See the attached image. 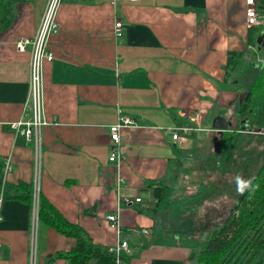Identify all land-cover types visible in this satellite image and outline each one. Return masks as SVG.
<instances>
[{
    "label": "crops",
    "instance_id": "crops-1",
    "mask_svg": "<svg viewBox=\"0 0 264 264\" xmlns=\"http://www.w3.org/2000/svg\"><path fill=\"white\" fill-rule=\"evenodd\" d=\"M12 1L14 20L0 29V159L13 168L3 177L13 197H4L2 207L0 264H30L36 181L39 202L48 200L94 244L128 241L129 264H196L210 224L190 229L181 221L203 207L196 209L195 200L191 208L185 204L186 213L172 207L177 228L167 225L163 205L170 194L157 208L152 185L171 189L179 159L194 160L190 150L200 136L239 124L241 95L251 81L247 75L226 81L229 55L241 53L246 71L253 57L264 60V31L256 29V46L249 44L246 0H64L49 42L54 60L43 67L49 125L41 132L39 175L34 144L13 127L25 120L31 62L29 49L18 51L17 42L37 33L48 0ZM117 20L124 25L119 38ZM121 117L133 124L121 129V163H113L110 127ZM217 119L232 126L214 127ZM181 128L191 130L175 141ZM20 185L28 187L29 200L15 198ZM111 214L118 216L116 227ZM75 245L39 219L36 264H69L57 256Z\"/></svg>",
    "mask_w": 264,
    "mask_h": 264
},
{
    "label": "trees",
    "instance_id": "trees-1",
    "mask_svg": "<svg viewBox=\"0 0 264 264\" xmlns=\"http://www.w3.org/2000/svg\"><path fill=\"white\" fill-rule=\"evenodd\" d=\"M12 2V0H0V29L2 30L11 26L14 20L15 9ZM259 10L264 14V0H259ZM255 33L256 29L249 28L251 46H256L257 43ZM242 63L241 53H230L226 65V81H229V72L237 74ZM250 81L247 98L240 105L238 112L239 126L227 133L235 134L239 131L255 133L264 128V97L260 99L261 95H264V64L256 67V73L250 76ZM255 104H257L256 107L252 108ZM4 166V160L0 159V191L3 185ZM152 186L151 196L156 200L157 208H160L168 196L166 187ZM20 188L18 191L22 193L19 196L15 195V198L22 196L23 199L29 200L28 191H24L29 190L28 187L20 185ZM8 195L13 197L6 187L4 197ZM155 210L156 208L153 212ZM39 219L42 226L53 228L76 241L75 247L70 252L59 253L58 258L68 261L69 264H116V257L110 253L108 247L94 244L80 226L67 221L44 198L40 203ZM207 224L210 225L207 226ZM205 226L211 228V231L214 229L210 221ZM207 227L204 232L207 231ZM121 259L129 264L131 258L128 253H123ZM194 259L196 264H264V165L250 187L238 200L230 216L216 226L212 233L205 236Z\"/></svg>",
    "mask_w": 264,
    "mask_h": 264
},
{
    "label": "rangeland",
    "instance_id": "rangeland-1",
    "mask_svg": "<svg viewBox=\"0 0 264 264\" xmlns=\"http://www.w3.org/2000/svg\"><path fill=\"white\" fill-rule=\"evenodd\" d=\"M262 54L264 55V48ZM254 60L253 57L249 61L251 65L249 71H246L245 68L246 60L239 71L237 70V74L234 75L230 71V81L242 79L243 75H247L248 79L253 76L256 73V67L264 64V60ZM244 93L246 92H243V95H245ZM263 97L264 95H261L260 99L262 100ZM257 104L252 105V108L256 107ZM238 126L239 124L236 127L234 126V129H237ZM196 142L194 148L190 150L194 160L191 161L192 158H186L185 156L180 158L178 167L171 174L169 182H171L172 187L171 189L168 186L166 187L168 196L169 194L170 196L163 205L165 209L163 216L166 219L169 218L167 225L175 227L176 222L174 223L170 219L178 210L175 213L172 207L185 212V204L189 203L191 208L195 204L193 202L195 200L200 202L197 204H201L196 209L203 207V212L197 214L185 212L186 214L182 218L183 221H181L182 225L185 228L193 229L195 225L208 219L207 222L210 221L212 228L215 229L224 219L230 216L236 203L248 189L243 194L237 191L238 178L245 182L248 180L253 182L264 165V128L255 133L248 131H239L235 134H232V132L223 134L220 132L216 134L205 133ZM191 147L192 142L190 141L188 148ZM225 194L228 196L224 197ZM206 200L208 202H205ZM171 203H174L175 206ZM206 215H211V217H205ZM201 239L204 240L205 236Z\"/></svg>",
    "mask_w": 264,
    "mask_h": 264
},
{
    "label": "built area",
    "instance_id": "built-area-1",
    "mask_svg": "<svg viewBox=\"0 0 264 264\" xmlns=\"http://www.w3.org/2000/svg\"><path fill=\"white\" fill-rule=\"evenodd\" d=\"M64 0H48L45 13L41 25L37 33L32 38L21 39L17 42V49L20 52L27 51L31 54L30 62V79H29V97L26 103L27 111L25 112V120L13 125L16 132L24 136L27 142L34 144L36 149V172L40 173L41 153H42V129L49 125L44 116V63L52 62L54 55L50 51L49 42L52 35L58 33L59 24L57 22V13L60 5ZM135 1V0H125ZM246 24L248 28H254L264 31V14L259 10V0H246ZM123 22L117 20L115 23V33L119 38L123 32ZM194 121H198L199 115L194 114L192 117ZM133 122L126 118L121 117L118 124L110 127V143L112 147V154L110 157L111 162L121 163L119 154V147L121 145V129L132 125ZM191 130V129H190ZM187 128L177 129L174 140H181L180 133H187L190 131ZM12 165L9 160H6L3 169L4 179L12 171ZM3 179V180H4ZM3 187L0 191V220L2 218V207L4 202L5 189ZM34 215H33V228H32V249L30 264H36L37 258V242L39 233V198L40 187L39 182L36 181L34 186ZM130 201H127V203ZM136 202H141L137 199ZM108 221L113 227L118 226L117 214H111L107 217ZM2 243L0 242V249ZM110 253L116 257V264H127L121 259L123 253H128L129 242L120 241L115 247L109 248Z\"/></svg>",
    "mask_w": 264,
    "mask_h": 264
},
{
    "label": "water",
    "instance_id": "water-1",
    "mask_svg": "<svg viewBox=\"0 0 264 264\" xmlns=\"http://www.w3.org/2000/svg\"><path fill=\"white\" fill-rule=\"evenodd\" d=\"M261 42V37L258 39V43ZM245 95H241V100L243 101L245 98H247V93H244ZM245 96V98H243ZM229 126H232L231 123H229V125H225V122L221 119H217L215 122H214V127H218L220 129H223V130H227L229 128Z\"/></svg>",
    "mask_w": 264,
    "mask_h": 264
},
{
    "label": "clouds",
    "instance_id": "clouds-1",
    "mask_svg": "<svg viewBox=\"0 0 264 264\" xmlns=\"http://www.w3.org/2000/svg\"><path fill=\"white\" fill-rule=\"evenodd\" d=\"M252 181L251 180H248L247 182L243 181V180H240L238 178V189L237 191L240 193V194H243L244 191L250 187Z\"/></svg>",
    "mask_w": 264,
    "mask_h": 264
}]
</instances>
